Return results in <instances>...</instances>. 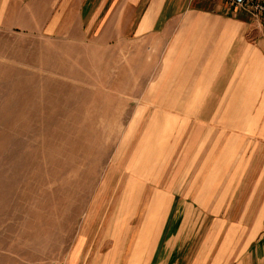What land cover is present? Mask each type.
Returning <instances> with one entry per match:
<instances>
[{
	"label": "rangeland",
	"instance_id": "rangeland-1",
	"mask_svg": "<svg viewBox=\"0 0 264 264\" xmlns=\"http://www.w3.org/2000/svg\"><path fill=\"white\" fill-rule=\"evenodd\" d=\"M31 1L0 0V264H66L114 182L144 170L166 180L179 163H205L220 148L214 138L226 142L233 130L230 123H204V144L187 149L193 122L151 123L150 116L184 117L186 109L179 104L184 93L167 90V78L145 74L142 44L132 37L121 44L119 36L101 41V27L88 29L76 12L64 13L62 27L39 26L50 13L38 11L39 0L31 12L23 10ZM156 100L177 106L159 107ZM170 132L180 136L169 149ZM257 141H245L240 152L259 149L255 172L264 154ZM255 196L263 199L264 188ZM253 205L259 203L250 204V217Z\"/></svg>",
	"mask_w": 264,
	"mask_h": 264
},
{
	"label": "crops",
	"instance_id": "crops-1",
	"mask_svg": "<svg viewBox=\"0 0 264 264\" xmlns=\"http://www.w3.org/2000/svg\"><path fill=\"white\" fill-rule=\"evenodd\" d=\"M34 2L23 10L31 12ZM39 3L38 11L50 13L39 26L62 27L64 13L76 12L83 26L101 27V41L119 36L121 44L128 37L142 44L150 70L145 74L167 78V90L184 93L179 104L186 109L184 117L155 114L151 123L193 122L187 149L204 144V123H230L233 130L226 142L214 138V148H220L205 163H179L166 180L144 170L136 179L114 182L103 212L91 211L87 232L79 234L66 264H264V197L255 199L258 188H264V154L256 172L259 149L240 155L245 141L264 144V14L255 17L223 0ZM243 108L255 111L241 115L242 121L234 113ZM179 132L169 133V149L176 147ZM243 186L247 196L239 195ZM238 203L247 204L246 210L237 211ZM252 203L259 206L250 208V217ZM248 218L250 225L244 222Z\"/></svg>",
	"mask_w": 264,
	"mask_h": 264
},
{
	"label": "built area",
	"instance_id": "built-area-1",
	"mask_svg": "<svg viewBox=\"0 0 264 264\" xmlns=\"http://www.w3.org/2000/svg\"><path fill=\"white\" fill-rule=\"evenodd\" d=\"M231 6L245 8L255 17L264 14V0H223Z\"/></svg>",
	"mask_w": 264,
	"mask_h": 264
}]
</instances>
